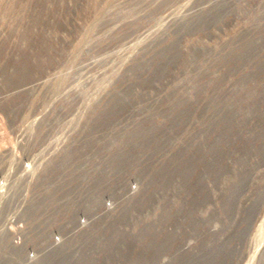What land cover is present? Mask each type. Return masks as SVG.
I'll return each mask as SVG.
<instances>
[{
  "label": "rangeland",
  "instance_id": "374dc122",
  "mask_svg": "<svg viewBox=\"0 0 264 264\" xmlns=\"http://www.w3.org/2000/svg\"><path fill=\"white\" fill-rule=\"evenodd\" d=\"M52 132L114 203L52 264H216L258 197L264 264V0H0V137Z\"/></svg>",
  "mask_w": 264,
  "mask_h": 264
},
{
  "label": "built area",
  "instance_id": "2783aa9c",
  "mask_svg": "<svg viewBox=\"0 0 264 264\" xmlns=\"http://www.w3.org/2000/svg\"><path fill=\"white\" fill-rule=\"evenodd\" d=\"M74 145L53 132L0 137V264L55 263L114 209L93 169L86 178L67 157Z\"/></svg>",
  "mask_w": 264,
  "mask_h": 264
},
{
  "label": "water",
  "instance_id": "95a60500",
  "mask_svg": "<svg viewBox=\"0 0 264 264\" xmlns=\"http://www.w3.org/2000/svg\"><path fill=\"white\" fill-rule=\"evenodd\" d=\"M259 198V197H258ZM258 198H254L248 208H247V212L246 215L244 216L243 219V226L240 227L239 229L236 230V239L232 244H227L224 247L223 253L221 254L220 257L217 256V258H215L214 262H216V264H232L233 263V259L235 257V255L238 253V249H239V245L243 242L244 237L247 233V230L250 226V224L252 223V220L255 216V213L258 209L259 206V199ZM234 200H237V196H234ZM208 250H209V254H207L208 258H212L214 259L216 253H217V247L215 246H208ZM195 255L192 254V259L194 258ZM203 261L204 263H209L210 261L208 259H205L203 257V259H198Z\"/></svg>",
  "mask_w": 264,
  "mask_h": 264
},
{
  "label": "bare ground",
  "instance_id": "6f19581e",
  "mask_svg": "<svg viewBox=\"0 0 264 264\" xmlns=\"http://www.w3.org/2000/svg\"><path fill=\"white\" fill-rule=\"evenodd\" d=\"M122 242V240H120V243ZM70 251V250H69Z\"/></svg>",
  "mask_w": 264,
  "mask_h": 264
}]
</instances>
